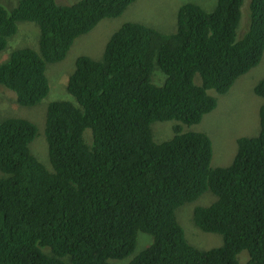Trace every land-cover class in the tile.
I'll list each match as a JSON object with an SVG mask.
<instances>
[{
	"label": "trees",
	"instance_id": "obj_1",
	"mask_svg": "<svg viewBox=\"0 0 264 264\" xmlns=\"http://www.w3.org/2000/svg\"><path fill=\"white\" fill-rule=\"evenodd\" d=\"M136 1L18 0L10 11L0 4V51L19 22L40 29L39 52L14 50L0 65V85L19 106L40 104L50 92L47 64ZM243 3L218 0L206 11L189 2L173 34L128 22L102 58L78 57L66 87L76 104L47 110L53 172L31 152L34 123L0 121V264H113L133 254L139 232L153 241L127 264H264V78L254 88L263 99L259 133L237 139L232 162L216 166L210 135L193 130L218 105L209 92L227 93L263 59L264 0H250L249 29L238 40ZM170 121L177 123L163 139L172 137L156 142L155 123ZM207 191L217 199L195 207L193 222L223 244L201 250L176 210Z\"/></svg>",
	"mask_w": 264,
	"mask_h": 264
},
{
	"label": "rangeland",
	"instance_id": "obj_2",
	"mask_svg": "<svg viewBox=\"0 0 264 264\" xmlns=\"http://www.w3.org/2000/svg\"><path fill=\"white\" fill-rule=\"evenodd\" d=\"M80 0H57L61 5H72ZM196 3L206 11H213L218 0H137L131 4L122 15L116 18L103 19L92 31L78 37L72 45L67 57L58 63L47 64L46 75L50 83L48 96L34 107L19 106L16 94L0 85V121L7 118H25L34 123L37 135L30 145L32 154L47 168L53 172L49 159L48 143L46 140V115L49 105L55 101H70L76 104L75 99L67 92V81L69 74L75 70V62L80 56H87L98 60L102 58L106 44L125 23L137 22L156 28L165 34H173L176 31L177 12L186 3ZM16 3V5H15ZM0 4L7 10L17 6L18 0H0ZM250 0H244L242 5V20L238 29V40L248 31V20L250 15ZM40 29L33 22H19L17 33L8 39L7 46L0 51V65L6 62L11 53L18 48H31L39 52ZM155 72H159L158 69ZM264 78V56L261 63L250 73L241 77L236 83L234 90L226 95H214L220 99L218 108L209 115H205L202 122L193 126L196 132L210 135L213 142V163L216 166H225L235 157L237 148L236 139L239 137H254L259 133V109L263 99L258 97L254 88ZM200 84V77L195 79ZM239 82V83H238ZM177 122L155 123L152 131L154 140L162 142L172 130L170 125ZM159 130L161 139L155 136V130ZM91 135L87 130L85 137ZM0 171V178L4 177ZM216 196L207 191L198 200L186 203L176 210V218L186 232V237L191 244L201 250H209L223 244L220 234L207 233L199 230L193 222V211L197 206L207 207L216 201ZM153 238L143 232L137 236V246L129 257L123 260L112 261L114 264L129 263L135 256L151 245ZM247 251L239 255V260L246 262ZM244 259V260H243Z\"/></svg>",
	"mask_w": 264,
	"mask_h": 264
},
{
	"label": "clouds",
	"instance_id": "obj_3",
	"mask_svg": "<svg viewBox=\"0 0 264 264\" xmlns=\"http://www.w3.org/2000/svg\"><path fill=\"white\" fill-rule=\"evenodd\" d=\"M15 5H16V3H15ZM241 20H242V19H241ZM240 24H241V23H240ZM239 27H240V26H239ZM92 30H93V29H92ZM92 30H91V31H92ZM251 71H252V70H251ZM251 71H250V72H251ZM250 72H249V73H250ZM247 74H248V73H247ZM247 74H246V75H247ZM244 76H245V75H244ZM242 77H243V76H242ZM240 78H241V77H240ZM240 78H239V79H240ZM239 79H238V80H239ZM238 80H237V81H238ZM237 81H236V82H237ZM236 82H235V83H236ZM238 83H239V82H238ZM234 87H235V84L232 86V88H231L227 93L223 94L222 96H226V95L230 94V93L234 90ZM209 93L212 94L213 96H215V97L217 98L218 105H219V102H220L219 97L216 96V95H214L211 91H210ZM217 95H218V94H217ZM262 104H263V103H262ZM262 104H261V105H262ZM218 105H217V107H216L213 111H215V110L218 108ZM260 108H261V107H260ZM259 110H260V109H259ZM213 111H212V112H213ZM212 112H211V113H212ZM211 113H209V114H211ZM209 114H207V115H209ZM241 138H242V137H241ZM237 139H239V137H238ZM237 139H236V141H237ZM235 154H236V148H235ZM213 160H214V158H213Z\"/></svg>",
	"mask_w": 264,
	"mask_h": 264
}]
</instances>
